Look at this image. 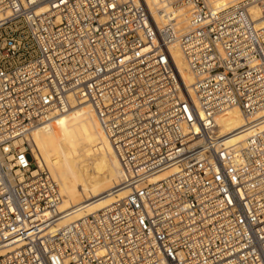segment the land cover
<instances>
[{
	"label": "built area",
	"instance_id": "obj_1",
	"mask_svg": "<svg viewBox=\"0 0 264 264\" xmlns=\"http://www.w3.org/2000/svg\"><path fill=\"white\" fill-rule=\"evenodd\" d=\"M163 2L189 7L185 29L148 0H0V246L14 247L0 264H264V130L224 149L215 119L264 108V0L261 22L247 5ZM77 102L132 172L130 192L50 229L58 185L26 132Z\"/></svg>",
	"mask_w": 264,
	"mask_h": 264
},
{
	"label": "bare ground",
	"instance_id": "obj_2",
	"mask_svg": "<svg viewBox=\"0 0 264 264\" xmlns=\"http://www.w3.org/2000/svg\"><path fill=\"white\" fill-rule=\"evenodd\" d=\"M151 8L161 9L155 14L161 23H176L185 29L189 23V7L165 5L163 0H148ZM256 0H208L212 10L232 5H247L253 19L260 20ZM173 56L187 86L194 81L181 50L173 49ZM221 145L241 147L257 131L264 130V108L245 117L237 107H229L215 115ZM34 161L45 167L58 185L60 203L50 229L61 228L84 219L100 210L110 208L130 192L131 171H125L106 135L101 121L88 102L74 103L70 108L53 113L34 124L26 132ZM175 169L154 175L156 181L171 175ZM47 214L39 219L46 221ZM13 246H0V255L12 251Z\"/></svg>",
	"mask_w": 264,
	"mask_h": 264
},
{
	"label": "rangeland",
	"instance_id": "obj_3",
	"mask_svg": "<svg viewBox=\"0 0 264 264\" xmlns=\"http://www.w3.org/2000/svg\"><path fill=\"white\" fill-rule=\"evenodd\" d=\"M28 143H29V141H28ZM29 148H30V143H29ZM31 149V148H30ZM31 151V150H30Z\"/></svg>",
	"mask_w": 264,
	"mask_h": 264
}]
</instances>
